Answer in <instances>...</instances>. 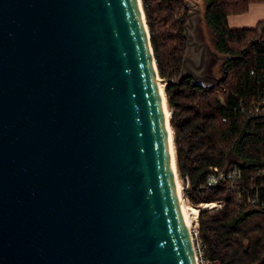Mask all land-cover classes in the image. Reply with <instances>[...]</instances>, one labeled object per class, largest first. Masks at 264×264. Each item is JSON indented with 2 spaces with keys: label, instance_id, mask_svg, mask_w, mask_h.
<instances>
[{
  "label": "water",
  "instance_id": "1",
  "mask_svg": "<svg viewBox=\"0 0 264 264\" xmlns=\"http://www.w3.org/2000/svg\"><path fill=\"white\" fill-rule=\"evenodd\" d=\"M161 83L141 0H0V264H200Z\"/></svg>",
  "mask_w": 264,
  "mask_h": 264
},
{
  "label": "trees",
  "instance_id": "2",
  "mask_svg": "<svg viewBox=\"0 0 264 264\" xmlns=\"http://www.w3.org/2000/svg\"><path fill=\"white\" fill-rule=\"evenodd\" d=\"M188 2L141 0L158 76L165 81L177 173L189 183L184 195L193 207L218 203L197 216L200 260L264 264V191L258 189L259 202H245L247 194H256L249 187L264 183L257 175L264 171V18L253 28L227 25L228 15L264 0H204L205 43L216 63L206 74L188 64L190 75L179 82L189 54ZM231 166L242 171L240 189L227 181L201 189L214 168Z\"/></svg>",
  "mask_w": 264,
  "mask_h": 264
},
{
  "label": "built area",
  "instance_id": "3",
  "mask_svg": "<svg viewBox=\"0 0 264 264\" xmlns=\"http://www.w3.org/2000/svg\"><path fill=\"white\" fill-rule=\"evenodd\" d=\"M261 103L264 104V100H262ZM257 172H258L257 175L260 176V179H263L264 171L258 170ZM241 179H242V171L236 166H231L227 170H220L218 168H214L213 171L206 178L205 184L201 186V189L214 188L223 181L235 183L236 185L234 187L237 189H240V186H237L238 185L237 183H239ZM188 186H189V183H188V180H186V188H188ZM249 188H250V191L256 190L255 191L256 194L254 195V197L252 195L247 194L245 198V202L250 203V204L259 202L258 195H257L258 189H262L264 191V183H261L257 186H250ZM206 205L208 206V208H211L213 206L218 205V203H207ZM189 230L192 235V239H193V242L196 248V253L198 257L200 258L201 250H200V242L198 238L197 227L194 226L192 229L189 228Z\"/></svg>",
  "mask_w": 264,
  "mask_h": 264
},
{
  "label": "crops",
  "instance_id": "4",
  "mask_svg": "<svg viewBox=\"0 0 264 264\" xmlns=\"http://www.w3.org/2000/svg\"><path fill=\"white\" fill-rule=\"evenodd\" d=\"M263 18L264 3H252L246 12L228 15L227 25L230 29L253 28Z\"/></svg>",
  "mask_w": 264,
  "mask_h": 264
},
{
  "label": "rangeland",
  "instance_id": "5",
  "mask_svg": "<svg viewBox=\"0 0 264 264\" xmlns=\"http://www.w3.org/2000/svg\"><path fill=\"white\" fill-rule=\"evenodd\" d=\"M191 2V1H190ZM192 3V2H191ZM196 3L198 4V10H199V13H195L194 14V17H193V21H194V27L195 28H193L194 30L195 29H199V30H201V32H202V35H203V38H204V41L206 42V40H207V37H208V34H207V30H206V28H205V26H204V24H203V20H202V15H203V10H204V0H196ZM193 36H195L194 35V33H193ZM196 37V36H195ZM209 39V38H208ZM216 63V61H214L213 62V64H212V66H211V68H213V65ZM217 70V65L214 67V72ZM161 85V87H162V89H163V85H164V83H161L160 84ZM177 175H178V173H177ZM178 181H179V188H180V192H179V194H180V197H181V199L184 201V203H183V205H184V208H186L187 206H192L190 203H189V201L187 200V198L185 197V195H184V189H185V187H186V184H184L185 182L184 181H182L181 180V178L178 176ZM202 205H204V204H201L200 206H202ZM200 206H196V208L197 207H200ZM216 206H218V205H216ZM193 207V206H192ZM213 207H215V206H213ZM213 207H211V208H213ZM208 208V207H207ZM187 221H188V224L190 225V229H192L194 226H196V227H198L197 226V218L195 219V218H188L187 217ZM199 262H200V264H203L202 262H201V260H200V258H199Z\"/></svg>",
  "mask_w": 264,
  "mask_h": 264
},
{
  "label": "bare ground",
  "instance_id": "6",
  "mask_svg": "<svg viewBox=\"0 0 264 264\" xmlns=\"http://www.w3.org/2000/svg\"><path fill=\"white\" fill-rule=\"evenodd\" d=\"M160 89L162 91V96H164V93H163V89L160 85ZM165 117H166V123L169 121V117H170V112L168 110V108L165 107ZM168 135H169V142H170V149H171V154H172V162H173V167H174V176H175V180H176V186H177V189H178V192H180V188H179V181H178V175H177V171H176V167H175V151H174V145H173V135H172V130L168 124ZM184 201L180 198V206H181V211H182V214L184 216V219L186 221V224L188 226V228H190V225L188 224V221H187V217L188 218H197L198 214H199V211L201 209H205L207 208L208 206L206 204L200 206V207H192V206H187L186 208H184V205H183Z\"/></svg>",
  "mask_w": 264,
  "mask_h": 264
},
{
  "label": "flooded vegetation",
  "instance_id": "7",
  "mask_svg": "<svg viewBox=\"0 0 264 264\" xmlns=\"http://www.w3.org/2000/svg\"><path fill=\"white\" fill-rule=\"evenodd\" d=\"M189 1H191L192 3H190V2H188V7L190 8V13H191V17L193 18L194 17V14H195V12H194V9L198 6V4H196V1L195 0H189ZM194 33V29H192V34ZM193 38H195V36H193ZM198 38V37H197ZM196 47H194L193 45H192V50H193V52H192V54H194L195 55V58L197 59L199 56V52L197 51V49H195ZM191 54V55H192ZM192 66V65H191ZM210 67V66H209ZM209 67L208 66H206V67H204V68H199L198 69V71L197 72H199V73H201V74H206V73H209ZM192 69H194L195 68V66H192L191 67Z\"/></svg>",
  "mask_w": 264,
  "mask_h": 264
}]
</instances>
